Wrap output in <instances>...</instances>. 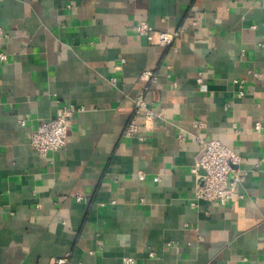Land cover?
<instances>
[{"label": "crops", "instance_id": "crops-1", "mask_svg": "<svg viewBox=\"0 0 264 264\" xmlns=\"http://www.w3.org/2000/svg\"><path fill=\"white\" fill-rule=\"evenodd\" d=\"M0 25V264H264V0H0ZM61 105L82 111L39 154ZM200 138L240 156L241 197L196 198Z\"/></svg>", "mask_w": 264, "mask_h": 264}, {"label": "built area", "instance_id": "built-area-1", "mask_svg": "<svg viewBox=\"0 0 264 264\" xmlns=\"http://www.w3.org/2000/svg\"><path fill=\"white\" fill-rule=\"evenodd\" d=\"M135 33L144 36L150 43L160 45H171L178 32H168L163 30H155L148 22L142 20L134 27ZM9 35L0 25V41L7 38ZM0 58L5 59L6 54L0 52ZM140 79L143 82L150 83L156 80V76L150 70H144L140 74ZM200 80V79H198ZM147 88V86H145ZM143 92L136 98L134 102V115L142 114L144 116V125L148 121H152L156 113L146 106ZM82 111V108H77L73 105H61L57 109L55 116L41 119L36 128L32 131L30 142L32 147L42 155H46L50 151H58L63 148L68 140V127L72 115ZM256 129L261 127L260 123L255 124ZM140 129V124L131 119L124 131L127 136L135 135ZM202 145V153L198 159L196 166L205 172V182L197 188L195 196L198 199H206L216 201L219 204H225L236 197H241L238 194L237 186L242 179L241 175L233 172L230 178L229 174L234 171L233 166L238 165L240 156L223 141L215 138L199 139ZM143 174H139L143 178ZM133 258H125L126 262H133ZM67 261L66 257H61L56 260L58 264H63Z\"/></svg>", "mask_w": 264, "mask_h": 264}]
</instances>
